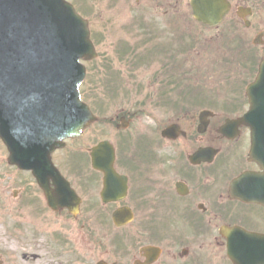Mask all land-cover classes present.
<instances>
[{
  "label": "flooded vegetation",
  "instance_id": "af4514ba",
  "mask_svg": "<svg viewBox=\"0 0 264 264\" xmlns=\"http://www.w3.org/2000/svg\"><path fill=\"white\" fill-rule=\"evenodd\" d=\"M233 3L228 17L234 15L236 25L237 64L230 70L231 85L219 79L217 96H210L209 71L202 64L189 70L198 72L200 81L185 82L181 93L186 95L178 101L177 63L179 55L188 58V49L179 53L175 35L158 32L157 27L144 29L148 53L143 69L151 72L142 85L156 98H149L142 107L155 123L143 127L140 114L129 117L124 113L106 115L99 122L116 128L114 169L121 178L114 185L121 199L103 202L104 175L93 167V143L82 150L87 158L77 161L73 168L68 166L67 156L59 153L65 148L52 154L55 166L76 192L79 213L75 218L86 230L88 240L97 241L98 234L103 233L116 245L107 264H236L229 257L222 228L239 226L264 233L260 195L252 200L246 193L239 197L230 194L232 182L241 174L259 176L264 172L249 156L253 133L264 135V128L254 132V127H264V114L257 112L259 124L253 118L249 123L245 117L252 110L246 88L256 78L264 58V35H259L264 30V0ZM225 67L220 74H226ZM162 105L177 108L162 110ZM209 110L213 116L203 127L201 114ZM227 120H234L235 125L223 132ZM170 126L173 128L168 129ZM84 133L73 140L82 139ZM23 175L10 182L12 196L21 200L20 209L41 214L45 207L53 216H70L64 207L55 211L47 205L31 171ZM254 186L262 191L258 180ZM49 189L58 194L59 187L52 178ZM240 190L246 192L248 187L242 185ZM34 204L39 212H34ZM118 211L126 222L121 227L113 222Z\"/></svg>",
  "mask_w": 264,
  "mask_h": 264
},
{
  "label": "rangeland",
  "instance_id": "374dc122",
  "mask_svg": "<svg viewBox=\"0 0 264 264\" xmlns=\"http://www.w3.org/2000/svg\"><path fill=\"white\" fill-rule=\"evenodd\" d=\"M77 7L82 11V13L89 19L92 32L97 35L94 38L95 41L99 42V49L102 53L100 54V59L97 61H93L89 63V73L93 74L95 77L97 84H94L93 81L89 78V75L85 81V83L81 86V92L83 98L86 99L94 108L96 113L105 114L108 116H117L118 114H126L129 117L134 116V114H140L142 118V126L146 125L152 127L154 125V119L150 116V113L145 111L142 105L144 106L145 102L149 98H156L155 94L151 91L147 90L146 87H143L142 83L146 82L151 72L150 69H138V76H136L132 69L125 67L121 64V58L125 57H136L138 56L137 51H141L144 44L143 39V28L140 33L137 30V25L135 24V29L133 34H130V24L133 22L142 21L143 18L149 22L148 26H155L156 21L151 20L150 18H167L172 20L173 22H177V33L179 38L186 39L187 48H188V59L183 62V68L188 71L185 72L188 79L181 78L184 82L188 83V80L192 81H200L199 73L195 71H189L191 68L199 67L200 65H204L208 54V40L214 36L218 29L215 30H206L205 28L198 26L191 22L192 18V10L190 7V0H177V2L172 1L174 5L172 8H166L164 12L163 10H158L157 5H159L160 0H72ZM153 21V22H152ZM145 22V23H147ZM155 22V23H154ZM165 21H160L159 25L164 23ZM192 24V34L187 36L186 34L190 32V27ZM227 23V22H226ZM225 23V24H226ZM224 24V25H225ZM223 25V26H224ZM95 29V30H94ZM223 36L222 32L217 33L216 37ZM134 40V49H131L128 46V42ZM137 43L135 44V42ZM227 42L222 48L226 49ZM125 47L124 53H121L119 50ZM140 47V48H139ZM112 55V58H118L119 68L115 67L117 71V75L113 76L115 78V84L122 88L119 91H116L115 94H111V92L104 87L105 81L111 80V75L108 69L106 68V60L108 54ZM225 55L226 57L231 58L229 54H219L210 59L212 63L208 70L212 68L213 72H217L221 69L226 63V58L219 59L220 56ZM219 59V60H218ZM178 70H180V65L177 63ZM121 68V69H120ZM232 68H229L230 71ZM181 75V74H180ZM212 76V75H211ZM229 74L225 75L219 74L212 76L213 78H219L221 82L228 83ZM216 89H218L216 87ZM145 93L147 95L145 96ZM176 101V100H175ZM174 102V101H173ZM154 104V102H152ZM164 103V102H163ZM177 108L175 105H162L161 109L164 110L165 107ZM150 111V110H148ZM156 114V113H154ZM136 123V121H135ZM138 126V123H136ZM110 127L115 129L114 124L109 126H103V124H95L93 125L85 134V136L81 140L78 141V145L89 147L91 144L95 143L99 139H112L113 137L110 135ZM72 142L69 144V146ZM68 146V147H69ZM72 157V161L69 162L70 157ZM7 153L3 146L0 144V209L5 210L6 222H2L5 224L0 225V250L4 247H13L17 251H10L8 254L4 252H0V259L3 264H25L26 261H31V254L29 251L34 249L36 245L34 242H30L31 240L21 238L17 233L22 232L25 233L26 230L23 228L17 229L16 226H12L8 223V220L14 222V217L26 218L30 219L31 217H24L27 214V211L19 210L21 206V200H15L10 193V180L12 177L18 175L19 171H13V167H9L6 164ZM87 155L81 151H76L73 154H69L67 156V164L73 168L77 161H82L86 159ZM24 205V204H23ZM34 212H39L34 204ZM61 221V230L66 228L67 233L71 237L68 239L73 242L70 243L69 249L73 251L76 247L75 254H77V264H92L96 262V260H100L102 258L111 259V250L112 244L109 245L107 240L101 241L98 243L97 241H89L86 236V230L79 227L78 223L73 219H68L65 216V220H62V216H57ZM2 218V216H1ZM38 224L45 225V221H36ZM65 224H64V223ZM105 223V222H104ZM109 222L107 221L106 224ZM58 225H53L56 227ZM102 233H99L100 236ZM78 236V237H77ZM16 237V238H15ZM77 237V239H76ZM47 240V239H46ZM60 240L62 241V237L60 234ZM105 244V246H103ZM82 246H84V251L81 253ZM110 250V252H106V250ZM45 250V249H44ZM27 251V253H23ZM46 251V250H45ZM26 255L25 257H23Z\"/></svg>",
  "mask_w": 264,
  "mask_h": 264
},
{
  "label": "water",
  "instance_id": "95a60500",
  "mask_svg": "<svg viewBox=\"0 0 264 264\" xmlns=\"http://www.w3.org/2000/svg\"><path fill=\"white\" fill-rule=\"evenodd\" d=\"M220 1L221 4L219 0H194L197 17L210 23L219 20L224 2ZM0 47L9 51L10 59L17 60L14 67H9V75L0 66V136L4 139L6 132L24 130L23 126L14 125L19 124L14 119L19 108L17 103H22L14 99L47 98L60 107L61 121L54 128L49 126V132H43L44 141L25 142L19 147L21 150L10 151L11 160H48L51 150L47 146L59 145L60 139L79 134L82 127L75 115L79 111L77 86L84 77L78 59L90 57L93 50L87 24L72 14L63 0H0ZM5 55L0 52V64L6 61L2 59ZM13 74L16 82L11 79ZM69 77L70 81L65 84ZM25 83L28 87L24 91L19 93L13 89ZM66 97L76 100L72 103ZM102 150L95 152L96 159L100 166L109 169L107 162L113 159L111 149L104 154ZM101 155L107 156L105 162Z\"/></svg>",
  "mask_w": 264,
  "mask_h": 264
},
{
  "label": "bare ground",
  "instance_id": "6f19581e",
  "mask_svg": "<svg viewBox=\"0 0 264 264\" xmlns=\"http://www.w3.org/2000/svg\"><path fill=\"white\" fill-rule=\"evenodd\" d=\"M6 215L7 214L5 212L2 213V218H1L2 222L7 221L5 218ZM46 221H47V227L43 228L37 225L33 231L26 230L25 233H19L18 235L21 238L28 239V240H31L33 236H36V238H41V242H43V238L46 237L47 234L58 231L56 228L50 227L51 222L49 221V219H47ZM20 223L22 225L27 224L26 221H20ZM6 250L17 252L15 249H11V250L6 249ZM23 253H27V251H24ZM29 253L31 254L32 259L31 261H26L25 264H46V257L44 253V243L40 244L39 248L32 249L31 251H29Z\"/></svg>",
  "mask_w": 264,
  "mask_h": 264
}]
</instances>
